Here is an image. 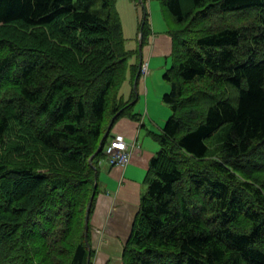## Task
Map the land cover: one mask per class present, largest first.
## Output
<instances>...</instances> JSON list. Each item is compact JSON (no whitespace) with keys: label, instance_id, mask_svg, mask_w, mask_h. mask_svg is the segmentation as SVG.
Listing matches in <instances>:
<instances>
[{"label":"trees","instance_id":"1","mask_svg":"<svg viewBox=\"0 0 264 264\" xmlns=\"http://www.w3.org/2000/svg\"><path fill=\"white\" fill-rule=\"evenodd\" d=\"M158 1L172 115L124 264H264V0ZM138 29L129 50L117 0H0V264H92L106 147L140 119L146 7Z\"/></svg>","mask_w":264,"mask_h":264},{"label":"crops","instance_id":"2","mask_svg":"<svg viewBox=\"0 0 264 264\" xmlns=\"http://www.w3.org/2000/svg\"><path fill=\"white\" fill-rule=\"evenodd\" d=\"M152 25L154 31L153 21ZM153 33L143 50V62L148 64L149 73L148 76L142 74L137 82L139 98L134 112L140 115V119L135 121L123 117L112 130V138L120 135L132 144L131 161L125 167L110 166L106 160L101 163L99 192L90 216V240L95 252L92 264H124V249L147 189L146 176L150 163L161 149L153 135L162 132L171 112L163 102L165 94L156 88L151 89L150 79L152 64L156 69L161 59L166 61L170 58L172 40L166 30ZM162 64L165 73L169 62ZM129 93L130 86H127L126 97Z\"/></svg>","mask_w":264,"mask_h":264},{"label":"rangeland","instance_id":"3","mask_svg":"<svg viewBox=\"0 0 264 264\" xmlns=\"http://www.w3.org/2000/svg\"><path fill=\"white\" fill-rule=\"evenodd\" d=\"M86 6L87 5H80L79 8L82 9ZM117 6L122 15L124 33L127 39V47L129 50L138 48V25L142 20L145 7L150 13V17L154 24V31L160 33V31H167L169 28V12L161 5L158 0L147 1L146 6L141 2V0H117ZM161 60L162 61H160V66L158 68L154 69V64H152L151 66V89L154 90L156 88L160 93L166 94L171 91V84L168 83L163 77L165 66H163L162 62H169L168 67H170L172 65V60L171 58L166 59V61H164L163 59ZM126 87L127 85L125 86V88ZM165 90H167V92ZM166 106L171 111L169 116H167V122L172 115V110L168 105Z\"/></svg>","mask_w":264,"mask_h":264},{"label":"built area","instance_id":"4","mask_svg":"<svg viewBox=\"0 0 264 264\" xmlns=\"http://www.w3.org/2000/svg\"><path fill=\"white\" fill-rule=\"evenodd\" d=\"M141 73L146 76L149 73L148 64L143 63ZM129 142L123 136L113 137L106 147V161L110 166L125 167L131 161L132 151Z\"/></svg>","mask_w":264,"mask_h":264},{"label":"water","instance_id":"5","mask_svg":"<svg viewBox=\"0 0 264 264\" xmlns=\"http://www.w3.org/2000/svg\"><path fill=\"white\" fill-rule=\"evenodd\" d=\"M140 48H141V42H140ZM137 79H138V78H137ZM136 87H137V80H136V82H135V88H136ZM119 114H120V112H119V113L113 118L112 123H111V125H110V127H109L107 133L105 134V139L109 136V134H110V132H111L112 125L114 124V121H115V119L117 118V116H118ZM101 149H102V146H101L100 150L97 152V154L101 151ZM94 157H95V156H93V157L91 158V162L94 160ZM91 204H92V202L90 203V205H89V207H88V210H87V218H86V231H87V233L89 232ZM89 263H90V258H89ZM89 263H88V264H89Z\"/></svg>","mask_w":264,"mask_h":264},{"label":"bare ground","instance_id":"6","mask_svg":"<svg viewBox=\"0 0 264 264\" xmlns=\"http://www.w3.org/2000/svg\"><path fill=\"white\" fill-rule=\"evenodd\" d=\"M142 66V65H141ZM142 74V73H141Z\"/></svg>","mask_w":264,"mask_h":264}]
</instances>
